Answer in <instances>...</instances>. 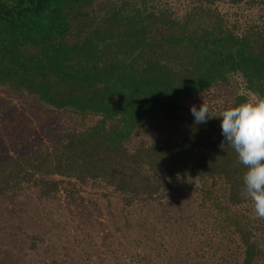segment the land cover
Returning a JSON list of instances; mask_svg holds the SVG:
<instances>
[{"label": "trees", "instance_id": "1", "mask_svg": "<svg viewBox=\"0 0 264 264\" xmlns=\"http://www.w3.org/2000/svg\"><path fill=\"white\" fill-rule=\"evenodd\" d=\"M0 92V264H264L190 111L264 97V0H0Z\"/></svg>", "mask_w": 264, "mask_h": 264}, {"label": "clouds", "instance_id": "2", "mask_svg": "<svg viewBox=\"0 0 264 264\" xmlns=\"http://www.w3.org/2000/svg\"><path fill=\"white\" fill-rule=\"evenodd\" d=\"M197 125L220 119L223 140L219 147L232 148L241 164L247 166L243 191L253 201L255 214L264 218V97L230 105L218 114L201 103L190 109Z\"/></svg>", "mask_w": 264, "mask_h": 264}, {"label": "rangeland", "instance_id": "3", "mask_svg": "<svg viewBox=\"0 0 264 264\" xmlns=\"http://www.w3.org/2000/svg\"><path fill=\"white\" fill-rule=\"evenodd\" d=\"M8 101V97L6 96V94H4L3 92H0V108ZM201 103H207L205 100H201L199 101V103H194V106H196L197 108L200 106ZM19 109L26 111V112H31L34 115L32 117H36V114H41V110L39 108H36L34 106H29L23 102H19ZM22 111V112H23ZM15 112H18V110H15ZM37 118V117H36ZM48 116H45L44 120H42L43 124L45 119H47Z\"/></svg>", "mask_w": 264, "mask_h": 264}]
</instances>
